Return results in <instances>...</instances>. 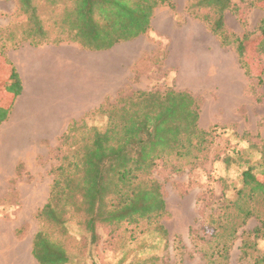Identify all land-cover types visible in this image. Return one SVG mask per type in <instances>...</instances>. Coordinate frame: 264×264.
Masks as SVG:
<instances>
[{
    "label": "rangeland",
    "instance_id": "rangeland-1",
    "mask_svg": "<svg viewBox=\"0 0 264 264\" xmlns=\"http://www.w3.org/2000/svg\"><path fill=\"white\" fill-rule=\"evenodd\" d=\"M168 1L153 10L145 34L100 53L115 69L107 73V87L113 90L107 100L115 101L120 90L186 91L199 102L198 126L203 130L215 127L214 140L194 162H175L180 169L174 170L159 161L152 172L165 201L166 213L157 221L165 234L157 230L156 222L147 225L142 221L138 226L101 223L93 243L78 224L84 216L71 212L60 236L67 264H217V228L211 217L236 197L242 169L234 162L226 165L223 159L238 149L248 154L244 158L258 159L256 150L264 142V84L254 87L234 47L221 46L210 32L203 19L204 15L212 17L209 9L190 12V0ZM231 1L240 8L246 25L241 26L237 15L226 11L225 30L239 37L256 27L264 6ZM32 3L48 40L65 37L59 25L69 0ZM32 22L16 0H0V52L16 47L22 39H32L36 35ZM248 61L254 63L249 57ZM0 83L6 91L0 92V264H38L31 252L33 236L41 228L37 213L48 199L52 169L64 147L58 137L22 136L37 132L23 131L17 120L10 123L6 108L11 103L6 96L13 93L7 91V81ZM88 123L104 126L96 115ZM251 206L264 214L263 199L254 200ZM257 224L253 216L239 225L224 264H251L255 250L244 257L240 246L244 239L253 240ZM253 241L256 251L264 254V237Z\"/></svg>",
    "mask_w": 264,
    "mask_h": 264
},
{
    "label": "trees",
    "instance_id": "trees-1",
    "mask_svg": "<svg viewBox=\"0 0 264 264\" xmlns=\"http://www.w3.org/2000/svg\"><path fill=\"white\" fill-rule=\"evenodd\" d=\"M19 9L29 15L35 33L25 40L32 44L75 42L90 51L108 50L116 43L143 35L150 28L153 10L168 0H69L60 20V31L65 37L48 40L32 0H16ZM245 0H239L244 2ZM249 7H263L264 0H247ZM190 12L207 8L212 17L203 16L210 32L221 46H233L245 73L253 79V86L264 84V15L255 28L244 30L241 36L225 30V12H233L241 26L246 20L240 8L231 0H190ZM39 38V40H37ZM16 43L18 46L22 42ZM251 58L254 63L248 61ZM258 69V70H256ZM7 81L10 111L14 97L20 93L19 78L0 52V82ZM0 92L5 87L0 83ZM2 99L0 98V101ZM6 115V114H5ZM104 120L103 128L88 123L92 116ZM199 102L186 91L174 89L119 91L115 101H105L94 111L68 124L61 138L64 147L58 165L52 169L53 179L47 201L37 213L41 228L32 240V255L38 264H67L68 254L60 236L66 231L69 215L81 213L78 221L88 233L90 242L98 239L97 225H147L158 223L166 213L160 183L152 177L157 163L174 170L175 162H194L214 140V128L198 126ZM6 116H4L5 118ZM84 133V136H83ZM252 160L245 151L235 150L223 162H234L242 167L241 185L236 197L211 217L217 231V264H224L230 247L237 238V230L255 216L258 224L252 230L253 240L264 237V214L251 206L254 200H264V142ZM260 169L258 170V168ZM259 174H262L259 176ZM229 210V211H228ZM158 231L165 234L161 224ZM222 238V241L220 239ZM253 240L242 241L241 255H251V264H264V254ZM220 260V261H219Z\"/></svg>",
    "mask_w": 264,
    "mask_h": 264
},
{
    "label": "crops",
    "instance_id": "crops-1",
    "mask_svg": "<svg viewBox=\"0 0 264 264\" xmlns=\"http://www.w3.org/2000/svg\"><path fill=\"white\" fill-rule=\"evenodd\" d=\"M105 51L69 41H25L5 50L2 56L21 85L7 119L12 124L17 120L23 131L37 132L22 136L60 137L69 123L94 111L113 92L106 80L115 69L104 53L100 56Z\"/></svg>",
    "mask_w": 264,
    "mask_h": 264
}]
</instances>
